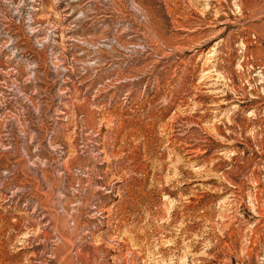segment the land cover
Masks as SVG:
<instances>
[{"label":"rangeland","instance_id":"obj_1","mask_svg":"<svg viewBox=\"0 0 264 264\" xmlns=\"http://www.w3.org/2000/svg\"><path fill=\"white\" fill-rule=\"evenodd\" d=\"M0 264H264V0H0Z\"/></svg>","mask_w":264,"mask_h":264}]
</instances>
